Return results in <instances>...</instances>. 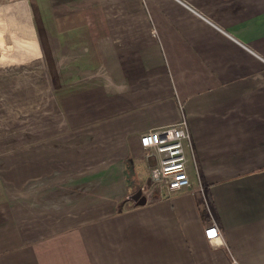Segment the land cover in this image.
Instances as JSON below:
<instances>
[{
  "label": "crops",
  "instance_id": "0c3cea01",
  "mask_svg": "<svg viewBox=\"0 0 264 264\" xmlns=\"http://www.w3.org/2000/svg\"><path fill=\"white\" fill-rule=\"evenodd\" d=\"M26 3L33 43L0 64L34 56L20 81L61 122L0 153V264H264V0ZM181 118L168 191L139 136Z\"/></svg>",
  "mask_w": 264,
  "mask_h": 264
},
{
  "label": "rangeland",
  "instance_id": "374dc122",
  "mask_svg": "<svg viewBox=\"0 0 264 264\" xmlns=\"http://www.w3.org/2000/svg\"><path fill=\"white\" fill-rule=\"evenodd\" d=\"M34 37L26 0H0V46L10 48L13 58L20 55L19 49L26 54V45L33 43ZM33 62L31 56L22 63L0 64V153L49 138L57 133L51 124L61 122L50 100L37 99L39 95L31 90L34 82L27 81L26 87L20 81V74H26L27 65Z\"/></svg>",
  "mask_w": 264,
  "mask_h": 264
},
{
  "label": "built area",
  "instance_id": "2783aa9c",
  "mask_svg": "<svg viewBox=\"0 0 264 264\" xmlns=\"http://www.w3.org/2000/svg\"><path fill=\"white\" fill-rule=\"evenodd\" d=\"M139 143L147 157L153 154L159 156L158 165L150 172L153 184L168 191H177L189 185L186 151L191 149L192 142L185 118L173 125L143 132L139 136ZM204 237L214 242L220 239V232L215 225H210L204 229Z\"/></svg>",
  "mask_w": 264,
  "mask_h": 264
},
{
  "label": "snow or ice",
  "instance_id": "6c2138e0",
  "mask_svg": "<svg viewBox=\"0 0 264 264\" xmlns=\"http://www.w3.org/2000/svg\"><path fill=\"white\" fill-rule=\"evenodd\" d=\"M210 235H215V233H210ZM217 243H219V241H217Z\"/></svg>",
  "mask_w": 264,
  "mask_h": 264
},
{
  "label": "water",
  "instance_id": "95a60500",
  "mask_svg": "<svg viewBox=\"0 0 264 264\" xmlns=\"http://www.w3.org/2000/svg\"><path fill=\"white\" fill-rule=\"evenodd\" d=\"M140 203H144V200H141Z\"/></svg>",
  "mask_w": 264,
  "mask_h": 264
}]
</instances>
